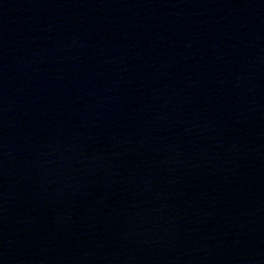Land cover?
Returning <instances> with one entry per match:
<instances>
[{"label":"water","instance_id":"obj_1","mask_svg":"<svg viewBox=\"0 0 264 264\" xmlns=\"http://www.w3.org/2000/svg\"><path fill=\"white\" fill-rule=\"evenodd\" d=\"M0 264H264V0H0Z\"/></svg>","mask_w":264,"mask_h":264}]
</instances>
